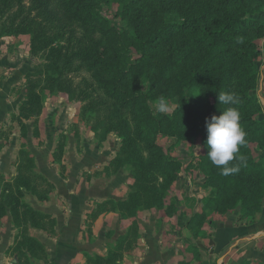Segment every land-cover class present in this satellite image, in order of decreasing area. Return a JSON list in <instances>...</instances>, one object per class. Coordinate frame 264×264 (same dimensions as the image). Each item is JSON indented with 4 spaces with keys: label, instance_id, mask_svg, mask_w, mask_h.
Returning <instances> with one entry per match:
<instances>
[{
    "label": "trees",
    "instance_id": "trees-1",
    "mask_svg": "<svg viewBox=\"0 0 264 264\" xmlns=\"http://www.w3.org/2000/svg\"><path fill=\"white\" fill-rule=\"evenodd\" d=\"M24 1L0 0V37L29 34L30 54L37 56L42 53L43 63L38 72H27L24 75L26 81L23 99L17 105V112L11 113V116L19 125L21 140L25 141L28 135L24 121L30 120L31 135L35 140L37 139V144H41L37 119L42 111V92L63 93L68 99L82 103L80 118L86 124H89L87 120L92 117L91 114H95L93 117L95 120L88 125V128L99 142L104 141L110 132L118 133L121 141L117 156L102 166L100 172L101 175L109 177L119 168L132 167L134 182L131 191L124 199L107 198L93 202L92 209L85 213L81 237L88 242L94 240L92 225L104 213L116 212L127 222L132 219L125 233L118 236L114 244H109L105 253L83 252L85 264H121L125 255L130 254L140 240L138 224L135 220L137 211L151 207L164 208L162 193L155 185L156 180L152 172L155 171L158 161H145L134 148L133 139L126 133L124 126L110 116L99 115V112L106 110L105 106L95 102L88 89L73 86L65 78L70 72L72 61L87 60L89 53L82 49L83 45L74 39L70 32L63 31L60 25L49 28L46 23L43 24L48 16L44 11L47 1L37 3L36 0H30L36 2V5H31L27 9L22 4ZM78 1L76 6L82 12H89L95 20L104 19L99 13V7L95 11L90 9L91 4ZM115 2L117 10L111 14L109 11L112 18L130 12L131 5L128 0H115ZM219 3L224 7H215L213 3L196 0L189 10L170 18L165 25L174 32L187 36L188 41L184 45L191 47L185 54L188 60L190 59V66L178 71L174 77L178 106L171 117L163 118L164 124L160 126L157 124L156 119H161V116L151 113L146 103L147 94L139 90H128L123 82L124 79L130 78L134 71L138 72L140 63L149 56L154 46L163 41L161 31L158 33L153 30L148 33H143L140 29L134 31L130 38L131 45L135 46L136 52L140 54L134 62L127 57L131 45L126 41L123 42L116 55L119 67L113 69V83L112 81L108 83L107 94L120 92L124 94L125 100L137 101L141 104L142 112L141 115L139 113L136 123H139L137 136L152 134L149 130L155 129L163 135L172 136L177 141L185 139L201 141L204 154L198 155L196 169L206 177L204 185L211 193L205 198L204 209L212 210L213 206H219L216 211L219 214H227L239 207V217L234 223L237 226L246 223L249 217H257L258 213H261L264 200V119L261 117L256 95L253 92L261 60V50L256 43L255 32L264 31V22L250 17L252 14L263 13L264 0H218L217 4ZM14 6H17V9L11 12ZM28 11H36V13L29 15ZM52 29L53 32L50 34L49 31ZM177 50L179 48L170 50L169 56L171 57ZM181 51L185 53V47ZM105 65L112 66L106 61ZM192 89L199 91L200 105L192 98H188V92ZM226 91L237 94L239 98L237 105H223L218 102L217 94ZM227 107H237L240 111V123L247 135L246 143L240 147L237 155L243 156L246 164L241 165L239 172L224 176L221 175L220 168L213 165L207 157L205 118L218 116ZM151 123L154 125L151 126ZM181 126L186 127L187 133L182 131ZM70 132L74 137L76 150L80 152L81 138L77 130ZM2 134L0 125V139L5 142L0 144V149L7 145V139ZM253 145L263 152L260 156L256 157ZM65 146L66 133L60 132L51 157L52 162L59 167L61 178L65 176L66 166L63 163ZM159 155L161 160L162 154ZM236 163L237 160L230 162V164ZM15 169L16 175L9 184H5L3 177L0 176V229L2 219L6 216H9L10 224L15 229L12 242L6 248L5 254L14 256L16 264H36V262L51 264L46 245L39 238L31 235L30 229L40 231L47 237H53L56 235L57 219L52 214L22 202V198L24 192H29L38 201L45 202L55 190V185L46 176L37 172L35 157L25 148L24 142L20 144ZM94 175H99V172ZM173 179L170 177L166 181L171 182ZM167 184L165 182V186ZM256 220L257 218L251 222ZM113 234V231H108L105 237L110 239ZM180 264H185V261ZM241 264L246 262L242 261Z\"/></svg>",
    "mask_w": 264,
    "mask_h": 264
},
{
    "label": "rangeland",
    "instance_id": "rangeland-1",
    "mask_svg": "<svg viewBox=\"0 0 264 264\" xmlns=\"http://www.w3.org/2000/svg\"><path fill=\"white\" fill-rule=\"evenodd\" d=\"M44 1L48 2L44 8L48 16L43 24L46 23L49 28L60 25L63 31L70 32L74 39L83 45L82 49L89 53L87 60L72 61L70 72L65 78L73 86L88 89L91 98L105 106L106 110L99 112V115L110 116L122 124L127 130L125 132L133 139L134 148L145 161H158L155 171L152 172L156 180L155 185L162 193L164 208L151 207V209L137 211L135 220L140 238L144 242H141L143 246L138 243L139 246L137 245L134 250L145 252L157 248L158 251L169 254V257H165L163 261L162 259L150 261L153 264H180L182 261H185V264H201L205 261L213 264L214 262L209 258V250L214 225L224 224L230 214L235 223L240 209L236 207L227 214H219L216 211L219 206H213L212 210L204 209L205 198L211 193L204 185L206 177L196 169L198 155L204 154L203 144L199 139L177 141L172 136L163 135L155 129L149 130L152 134L137 136L139 123H136L139 113L141 115L142 112L141 104L137 101L125 100L124 94L120 92L107 94L108 83L110 81L113 83V69L119 67L116 55L123 42L126 41L131 45L130 38L137 29L143 33L152 30L156 33L161 31L163 41L154 46L149 56L140 63L138 72L134 71L130 78L124 79L123 82L128 90H139L147 94L146 103L151 113L161 116V119H156L159 126L164 124V117H171L178 106L174 77L178 71L190 66V59L188 60L185 54L191 46L184 45L188 41L187 36L178 34L165 25L170 18L189 10L196 0H128L131 5L130 12L114 18L110 14L117 10L115 0H80L81 3L91 4L92 10L96 11L99 7V13L104 17L102 20H95L89 12L85 13L77 8L78 0H36L37 3ZM203 1L213 3L215 7H224L220 3L217 4L218 0ZM36 2L25 0L22 4L27 9L31 5H36ZM16 9L17 6H14L11 12ZM28 13L35 15L36 11H28ZM250 17L264 22V11L262 14H252ZM52 32L53 29L49 31L50 34ZM255 36L261 50V60L253 92L256 95L261 117L264 119V31H256ZM29 41V34L0 37V52H2L0 63L4 64V66L0 65V81L5 75L10 76L9 101H4V112L7 116L5 122L1 124V131L3 137L7 139V144L11 143L10 150L6 152V155L4 154V158L2 157L4 164H0V176L3 177L5 184L12 182L16 175L17 153L20 144L24 142L25 148L35 157L37 172L46 176L55 185V190L45 202H40L29 192H24L22 202L33 207L56 211V217L60 218L61 225L74 221L78 229L81 222L84 229L82 222L85 213L92 209L93 202L107 198L124 199L131 191V185L134 182L132 167L119 168L109 177L101 175L102 166L117 156L121 141L118 133L110 132L104 141L99 142L88 128V125L95 120L93 118L95 114H91L92 117L87 120L89 124H86L80 118L82 103L75 99H68L63 93L42 92V111L37 119L41 144H37V139L35 140L31 135L30 120L24 121L28 128L27 138L25 141L20 139L19 125L12 118L11 113L17 112V105L23 99L26 81L24 75L27 72H38L43 63L42 53L37 56L30 54ZM182 44L183 46H180ZM183 47H185V53L181 51ZM174 48L179 50L173 52L170 57L169 52ZM139 55L135 46L131 45L127 57L134 62L135 58L140 57ZM105 61L112 66H106ZM5 97L7 99L6 95ZM160 97H164L172 106L171 112L165 114L155 111V104ZM188 98H192L198 105L201 103L199 91L196 89L188 92ZM153 125L154 123H151V126ZM181 129L187 133L185 126H181ZM74 130H77L81 138L80 152H77L74 137L70 132ZM60 132L66 133L63 154V163L66 166L64 178L60 177L59 167L52 162L51 157ZM0 144L5 142L0 139ZM253 151L256 157L263 153L256 145H253ZM159 153L162 154L161 160H159ZM96 172H99V175H94ZM164 177H166L165 180ZM170 177L174 179L171 182L166 181ZM164 181L168 183L166 186ZM263 207L264 200L261 211ZM260 214L258 213L255 218L249 217L246 223H252L251 221L256 218L258 220ZM131 220L127 222L116 212L104 213L92 225L94 240L88 242L81 237V241L90 243L86 246L91 250L90 254L105 253L108 245L114 244L118 236L125 233ZM30 231H32L31 235L39 236L46 243V247L48 244L52 249L56 240L53 238L57 234L47 237L40 231L34 229ZM108 231L114 233L110 239L105 237ZM256 248L264 250V237L258 240ZM242 261L246 264H264V257L243 258Z\"/></svg>",
    "mask_w": 264,
    "mask_h": 264
},
{
    "label": "crops",
    "instance_id": "crops-1",
    "mask_svg": "<svg viewBox=\"0 0 264 264\" xmlns=\"http://www.w3.org/2000/svg\"><path fill=\"white\" fill-rule=\"evenodd\" d=\"M1 53L2 52H0V57L2 56ZM0 65L4 66V64L1 63ZM6 65H8V62H6ZM9 79V74L7 76L5 75V77L2 78L0 86V125L5 122V117L7 116L6 112H4V101H9ZM5 95L7 96V99ZM10 147L11 143L0 149V164L3 163L2 157L10 150ZM34 208L56 217V211H49L43 207L34 206ZM232 218L233 216L230 214L228 215L227 220L224 221V224L221 223V225H214L210 237V261L212 260L214 262L213 264H240L243 258L259 259L264 257V250L256 248L258 240L264 237V207L261 211L260 218L256 222L244 223L236 226L234 225ZM56 219L57 235L53 238L56 239L55 244L52 246V249L47 244L49 262L51 264H85L83 252L91 253V250L86 247L89 246L90 243L84 240L81 241V234L83 231L81 222L77 229L74 221L65 223L66 225H61L60 218L56 217ZM30 232L32 233V231ZM214 233H217V235H214ZM14 234L15 229L10 224L9 216L4 217L0 229V264H16V258L14 256L5 254V250L11 244ZM33 236H36L40 240L42 239L37 235ZM41 241L46 244L43 240ZM141 242H144V240L140 238L139 243L143 246V243ZM147 248L148 247L146 246V249ZM158 250L155 248L151 251L147 250L141 252L136 249L132 253L125 255L121 264H153L150 261H153L154 259H162L163 261L165 257H169L168 253L160 252ZM211 263L212 262L205 261L201 264ZM36 264L43 263L36 262Z\"/></svg>",
    "mask_w": 264,
    "mask_h": 264
},
{
    "label": "clouds",
    "instance_id": "clouds-1",
    "mask_svg": "<svg viewBox=\"0 0 264 264\" xmlns=\"http://www.w3.org/2000/svg\"><path fill=\"white\" fill-rule=\"evenodd\" d=\"M217 100L223 105L239 103L237 94L232 91L220 92ZM155 111L166 114L172 111V106L164 97H160L155 104ZM240 121L241 114L237 107H227L220 115L205 118L207 157L213 165L220 168L221 175L224 176L239 172L241 165L246 164L245 158L237 155L240 147L246 143L247 135ZM234 160L238 163L230 164Z\"/></svg>",
    "mask_w": 264,
    "mask_h": 264
}]
</instances>
